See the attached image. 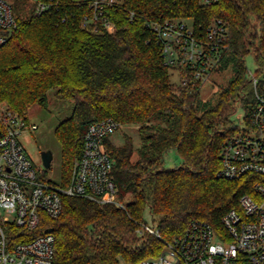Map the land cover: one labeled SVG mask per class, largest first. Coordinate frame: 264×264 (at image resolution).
Segmentation results:
<instances>
[{
	"label": "trees",
	"instance_id": "trees-1",
	"mask_svg": "<svg viewBox=\"0 0 264 264\" xmlns=\"http://www.w3.org/2000/svg\"><path fill=\"white\" fill-rule=\"evenodd\" d=\"M31 1L24 13L13 3L16 27L0 47V104L27 117L32 105L47 102L51 90L73 100L71 115L54 131L61 146L60 184L69 183L92 122L112 118L120 126L135 124L139 144L128 134L118 145L111 137L104 139L113 160L116 198L125 208L63 196L59 215H44L32 232L13 227L15 240L52 233V264H136L158 255L164 241L182 235L192 220L206 221L220 234L222 216L238 208L240 196L251 194L261 180L252 173L228 180L217 172L223 144L241 130L231 114L240 106L241 120L248 122L256 104L246 65L249 53L253 73L264 76V0H122L104 6L102 15L87 24L92 0H53L42 13L36 12L37 2L48 0ZM166 18L191 19L198 27L216 19L227 25V49L218 70L231 66L233 76L214 103L172 80L149 26ZM170 149L181 158L173 168L163 165ZM40 174L46 178L44 171ZM146 208L162 239L137 232Z\"/></svg>",
	"mask_w": 264,
	"mask_h": 264
},
{
	"label": "built area",
	"instance_id": "built-area-1",
	"mask_svg": "<svg viewBox=\"0 0 264 264\" xmlns=\"http://www.w3.org/2000/svg\"><path fill=\"white\" fill-rule=\"evenodd\" d=\"M210 4L217 0H199ZM53 0L38 1L36 12L46 11ZM115 0H92L93 15L84 24L95 22L106 5ZM130 16H133L131 12ZM113 32L111 23H105ZM149 26L155 32L163 64L180 85L200 91L213 71L218 70L224 51L228 27L221 19L206 27L196 26L191 19H163ZM16 27L13 3L0 0V47ZM256 101L248 122L229 138L220 151L221 166L217 177L233 180L246 174L260 175L251 194H243L238 208L222 216L220 234L210 223L192 220L184 232L155 257L136 264H264V76L249 71ZM243 117V113L241 118ZM28 126V119L0 104V264H52L54 236L42 231L30 239L16 241L13 227L24 232L36 230L44 215L55 217L62 211V197H83L98 203H112L125 208L116 198L117 186L112 176L113 160L104 149V139L120 126L112 118L88 125L82 136V149L75 160L67 185L55 184L41 177L28 157L18 135ZM36 126L30 125L31 129ZM151 223L140 222L144 231L162 239L150 210Z\"/></svg>",
	"mask_w": 264,
	"mask_h": 264
},
{
	"label": "rangeland",
	"instance_id": "rangeland-1",
	"mask_svg": "<svg viewBox=\"0 0 264 264\" xmlns=\"http://www.w3.org/2000/svg\"><path fill=\"white\" fill-rule=\"evenodd\" d=\"M12 3H16L18 11L21 13L28 12L32 7L31 0H8ZM121 2L122 0H115ZM246 65L249 70H254V56L253 52L246 56ZM233 76V69L228 66L225 69H219L213 71L210 77L202 84L199 91V100L203 102L214 103L221 86L227 84V82ZM172 80H176L177 77L172 75ZM72 99H61L56 97L55 91L51 90L48 93L47 102L43 105L34 104L27 112L28 126L25 130L21 131L18 135L19 141L23 145L28 157L34 163V165L44 171L46 179L59 184L60 183V159H61V146L57 138L55 137V127L60 121L69 117L73 108ZM2 104V103H1ZM242 108L237 106L236 111L231 114L230 119L240 126H242L241 116ZM34 124V129L30 128V125ZM124 134L130 135L133 139L135 146L139 144L137 126L135 124H124L117 128V130L110 136L112 142L116 145L123 142ZM41 150H50L52 153L51 164L48 168H44L41 161ZM135 157V153L133 155ZM181 163V158L177 154L175 149L168 150L163 155V165L168 168H173ZM129 200V199H127ZM6 215V212L0 208V217ZM142 221L151 223V216L148 212V208L144 210ZM155 221V220H154ZM156 222V221H155ZM120 264H126L120 261Z\"/></svg>",
	"mask_w": 264,
	"mask_h": 264
},
{
	"label": "water",
	"instance_id": "water-1",
	"mask_svg": "<svg viewBox=\"0 0 264 264\" xmlns=\"http://www.w3.org/2000/svg\"><path fill=\"white\" fill-rule=\"evenodd\" d=\"M40 155H41V161H42L43 167L48 168L50 166L51 160H52L51 151L50 150H41Z\"/></svg>",
	"mask_w": 264,
	"mask_h": 264
}]
</instances>
